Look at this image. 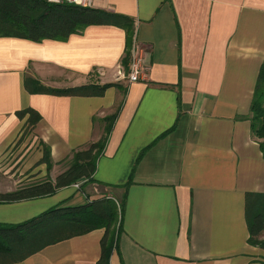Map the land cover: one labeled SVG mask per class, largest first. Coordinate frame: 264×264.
<instances>
[{
    "label": "crops",
    "instance_id": "1",
    "mask_svg": "<svg viewBox=\"0 0 264 264\" xmlns=\"http://www.w3.org/2000/svg\"><path fill=\"white\" fill-rule=\"evenodd\" d=\"M92 8L130 19L131 44L112 25L64 42L0 37V194L54 181L112 117L91 182L0 202V224L122 198L110 264H264L247 220L264 195V153L249 121L264 0H94ZM134 44L148 70L129 83ZM27 78L57 90L112 86L101 95L29 94ZM26 109L38 115L33 125L18 116ZM103 235L73 236L14 264H96Z\"/></svg>",
    "mask_w": 264,
    "mask_h": 264
},
{
    "label": "trees",
    "instance_id": "2",
    "mask_svg": "<svg viewBox=\"0 0 264 264\" xmlns=\"http://www.w3.org/2000/svg\"><path fill=\"white\" fill-rule=\"evenodd\" d=\"M112 25L126 31L127 45L133 37L132 21L93 8H81L67 4H50L45 0H0V37H11L41 42L44 40L66 41L71 35L83 32L89 26ZM128 63V62H127ZM24 86L29 94H79L101 95L112 85H86L75 89L57 90L47 88L33 79H26ZM29 114L28 123L33 125L38 115L32 109L18 112L22 118ZM112 117L105 120V134L87 149L73 154L69 167L54 181L31 184L15 192L0 194V202H17L44 197L57 190L91 182L96 160L103 150ZM250 127L260 140L264 153V63L260 68L250 106ZM44 161L49 164L48 153ZM254 206L247 209L249 226L248 243L264 251V195H256ZM254 202V201H253ZM123 199L108 198L93 201L82 207H55L36 218L15 225L0 224V264H14L25 260L46 246L61 240L83 235L96 229H104L101 240V255L96 264H110L121 231ZM119 215V220H118Z\"/></svg>",
    "mask_w": 264,
    "mask_h": 264
},
{
    "label": "built area",
    "instance_id": "3",
    "mask_svg": "<svg viewBox=\"0 0 264 264\" xmlns=\"http://www.w3.org/2000/svg\"><path fill=\"white\" fill-rule=\"evenodd\" d=\"M50 4H67L74 5L81 8H92L94 0H45ZM148 70L145 63L143 48L134 44L130 62L128 64L127 79L129 83L138 82L141 76ZM75 187H79L78 184Z\"/></svg>",
    "mask_w": 264,
    "mask_h": 264
},
{
    "label": "rangeland",
    "instance_id": "4",
    "mask_svg": "<svg viewBox=\"0 0 264 264\" xmlns=\"http://www.w3.org/2000/svg\"><path fill=\"white\" fill-rule=\"evenodd\" d=\"M24 133H28V129H25ZM118 220H119V215H118ZM262 238L264 239V235L262 236Z\"/></svg>",
    "mask_w": 264,
    "mask_h": 264
}]
</instances>
